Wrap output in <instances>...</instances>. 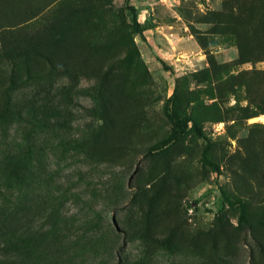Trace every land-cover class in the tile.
<instances>
[{"label": "rangeland", "instance_id": "374dc122", "mask_svg": "<svg viewBox=\"0 0 264 264\" xmlns=\"http://www.w3.org/2000/svg\"><path fill=\"white\" fill-rule=\"evenodd\" d=\"M9 97L0 160L37 148L27 264H264V0H0ZM173 112L202 134L163 145Z\"/></svg>", "mask_w": 264, "mask_h": 264}, {"label": "trees", "instance_id": "16d2710c", "mask_svg": "<svg viewBox=\"0 0 264 264\" xmlns=\"http://www.w3.org/2000/svg\"><path fill=\"white\" fill-rule=\"evenodd\" d=\"M130 10L133 23L138 26L135 7L131 6ZM173 116L176 119L177 128L162 139L163 145L168 144L172 140L180 139L189 130L190 121L193 123L192 129H195L198 134H202L197 121L192 116L187 114L181 116L175 112H173ZM23 117L21 111L15 110L9 97L0 115V125H5L7 119L11 118V121H18L23 120ZM36 152L37 148L35 145L25 148L23 142L15 143V145L11 144V147L4 152L0 160V180L5 179V181L10 183L9 193L4 195L6 196L5 200H2L0 196V264H27L30 249L42 244L43 235L34 236L24 221L28 211V182L31 180L30 174L35 164ZM203 160L215 170H219V167L209 158L208 148L203 153ZM0 194H3L1 189ZM226 202L230 205L238 204L241 211L240 222L246 220L245 205L240 198L230 200L223 191L221 193V201L218 203V209L222 211Z\"/></svg>", "mask_w": 264, "mask_h": 264}, {"label": "bare ground", "instance_id": "6f19581e", "mask_svg": "<svg viewBox=\"0 0 264 264\" xmlns=\"http://www.w3.org/2000/svg\"><path fill=\"white\" fill-rule=\"evenodd\" d=\"M261 120H262V121H264V115H263V116H261Z\"/></svg>", "mask_w": 264, "mask_h": 264}]
</instances>
